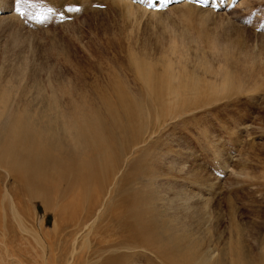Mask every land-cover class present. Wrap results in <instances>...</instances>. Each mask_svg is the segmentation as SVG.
Segmentation results:
<instances>
[{
	"label": "rangeland",
	"instance_id": "1",
	"mask_svg": "<svg viewBox=\"0 0 264 264\" xmlns=\"http://www.w3.org/2000/svg\"><path fill=\"white\" fill-rule=\"evenodd\" d=\"M7 1L0 0V144L13 120L72 146L84 129L77 121L102 129L101 97L117 82L144 97L145 112L103 190L94 181L83 202L76 197L78 217L59 232L53 210L12 195L17 183L0 166V264H99L112 254L148 264V250L120 243L121 230L101 233L115 226L102 216L111 206L119 211L116 188L127 173L147 219L185 235L196 251L229 262L239 249L264 250V0H222L230 9L218 11L182 0L154 14L131 1L35 0L28 23ZM47 8L54 12L43 22L32 18ZM132 56L160 73L170 65L179 95L163 92L162 104L146 95ZM58 116L67 127L54 128Z\"/></svg>",
	"mask_w": 264,
	"mask_h": 264
},
{
	"label": "bare ground",
	"instance_id": "2",
	"mask_svg": "<svg viewBox=\"0 0 264 264\" xmlns=\"http://www.w3.org/2000/svg\"><path fill=\"white\" fill-rule=\"evenodd\" d=\"M122 1L125 4L128 1L138 3L137 0ZM185 1L189 2L188 6L198 8L190 2L191 0ZM212 1L213 6H222L221 0ZM129 4L131 6L132 3ZM3 9L0 3V14ZM24 20L28 22L26 17L22 18L23 22ZM129 62L144 83L146 95H152L153 100H160L162 104L166 94L179 95V92H175L179 89L178 77L173 78L175 74L170 65L166 64L160 73L154 64L138 57L132 56ZM184 73L182 71L179 75ZM110 91V96L103 94L101 97L104 114L107 116L98 126L102 129L95 130L94 125L87 128V122L82 119L77 121V128L84 129L79 134V142H73L72 146L65 145L59 138L47 141L48 134H28L20 127V123L13 120L6 126L10 130L4 133L0 144V166L4 167L17 183V189L12 195L18 200L22 196H26L28 201L39 200L46 209L53 210L55 219L52 226L58 232L68 220L78 217L74 212L76 197H80L83 202L95 186L94 181L100 184L97 189L99 188L100 192L103 190L107 179L116 171L121 155L128 151L130 139L137 137L143 127L144 97L135 98L119 82L110 85ZM163 92L168 93L163 95ZM55 122L54 128L57 129L60 126H68L61 123L60 116ZM123 175L120 178V188H116V192L120 191L116 207L119 211H116L115 206H111L102 216L110 217L115 226H105L101 233L109 235L121 230L123 235L119 238L120 243L122 240L148 250V264H158L157 261L161 264H264V260L261 261L264 259V250L258 253H242L239 249L233 252V260L229 262L224 259L214 261L212 254L196 251L191 243H185V240L188 241L185 235L174 233L164 222H158L151 216L147 219L149 210L139 208L143 199L140 191L128 186L134 181V176L130 173ZM85 213V219L88 220L91 213ZM44 234L48 235V232ZM100 243L102 244L103 240ZM115 246L112 243L109 245L111 248ZM125 257L118 254L108 255L99 264H114L117 261L119 264H125Z\"/></svg>",
	"mask_w": 264,
	"mask_h": 264
},
{
	"label": "snow or ice",
	"instance_id": "3",
	"mask_svg": "<svg viewBox=\"0 0 264 264\" xmlns=\"http://www.w3.org/2000/svg\"><path fill=\"white\" fill-rule=\"evenodd\" d=\"M26 6H29L31 8H38L39 5L35 2V0H14V10L17 12L20 16H27L28 13L26 11ZM79 9H73L69 8L68 11H78ZM53 8H47L44 9L42 16H36L33 15L32 18L34 19H40V22H43V19H47L49 13H53Z\"/></svg>",
	"mask_w": 264,
	"mask_h": 264
},
{
	"label": "crops",
	"instance_id": "4",
	"mask_svg": "<svg viewBox=\"0 0 264 264\" xmlns=\"http://www.w3.org/2000/svg\"><path fill=\"white\" fill-rule=\"evenodd\" d=\"M47 4H52V2H46Z\"/></svg>",
	"mask_w": 264,
	"mask_h": 264
}]
</instances>
